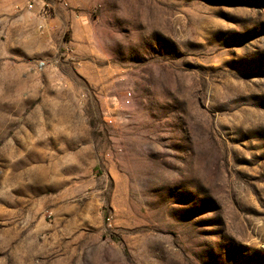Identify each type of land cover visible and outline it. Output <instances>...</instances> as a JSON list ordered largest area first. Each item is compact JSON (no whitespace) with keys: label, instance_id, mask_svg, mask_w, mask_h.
Masks as SVG:
<instances>
[{"label":"rangeland","instance_id":"1","mask_svg":"<svg viewBox=\"0 0 264 264\" xmlns=\"http://www.w3.org/2000/svg\"><path fill=\"white\" fill-rule=\"evenodd\" d=\"M45 1L0 0V264H264V0Z\"/></svg>","mask_w":264,"mask_h":264},{"label":"built area","instance_id":"2","mask_svg":"<svg viewBox=\"0 0 264 264\" xmlns=\"http://www.w3.org/2000/svg\"><path fill=\"white\" fill-rule=\"evenodd\" d=\"M58 3H60V5L65 8L68 9L69 8V0H55ZM51 3H47L45 0H21V5L17 7V9L21 10V11H26V12H32V13H38L40 15H44L47 13V9L51 8ZM41 29H43V27H40ZM38 66L43 69L46 67V63L45 61H41L39 62ZM130 97L131 94L128 95V99H127V103H130Z\"/></svg>","mask_w":264,"mask_h":264}]
</instances>
